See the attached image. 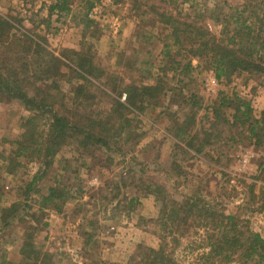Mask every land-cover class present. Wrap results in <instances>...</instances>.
<instances>
[{
	"label": "rangeland",
	"instance_id": "obj_1",
	"mask_svg": "<svg viewBox=\"0 0 264 264\" xmlns=\"http://www.w3.org/2000/svg\"><path fill=\"white\" fill-rule=\"evenodd\" d=\"M81 1L72 0L69 14L57 17L49 16L51 0H0V16L45 39L47 49L60 55L64 64L75 68L68 61L70 54L63 51L92 60L101 76L87 77L93 85L85 86L86 102L74 93L83 80L63 66L66 77L60 88L68 112L76 114L72 119L82 122L77 116H86L83 127L87 119L92 121L94 136L105 138L109 145L82 147L70 140L48 167L43 154L33 153L35 146L29 142L25 143L31 150L15 157L23 122L37 111L17 100L0 102V264H143L156 252L164 256L165 264H225L208 258L207 235L215 233L212 227L195 222L187 229L177 223L172 231L164 225V208L168 211L191 196L235 215L264 239L258 196L264 184L255 179L262 150L254 140L241 128L217 124L213 129L218 130L217 139H210L202 154H194L177 149L172 137L187 110L183 97L191 91L202 105L195 129L211 126L209 108L218 93L248 102L252 116L259 119L264 112V75L234 74L217 80L204 64L193 60L195 69L185 77L180 69L187 58L170 46L168 29L144 6L146 0L139 10L130 0L118 4L100 0L91 9ZM148 1L158 5L157 0ZM178 3L176 11L185 13L188 4ZM223 3L236 8L242 0H197L194 6L213 9ZM84 17L92 22L89 27ZM208 24L218 33L217 24ZM157 83L162 88L159 102L141 113L124 112L129 125L115 138L119 122L107 126L104 119L112 99L123 102L121 91L129 84ZM232 113L227 110L226 117ZM49 119L43 114L37 121L38 131L44 129L42 139L47 137ZM100 124L110 131L102 133ZM249 184L255 185L251 192ZM50 187L66 195L57 209L40 205ZM12 205L13 212L7 215ZM29 240L40 253L38 260H23L21 248Z\"/></svg>",
	"mask_w": 264,
	"mask_h": 264
},
{
	"label": "trees",
	"instance_id": "obj_2",
	"mask_svg": "<svg viewBox=\"0 0 264 264\" xmlns=\"http://www.w3.org/2000/svg\"><path fill=\"white\" fill-rule=\"evenodd\" d=\"M99 1L82 0L81 3L86 9H91ZM112 1L116 4L121 2V0ZM130 1L138 8L137 10L143 2ZM196 1L182 0V3L189 6L188 12L185 13L176 11L175 4H178L177 9L180 5L178 0H157L154 3L158 5H148V0L144 2V6L149 8L158 23L168 29L167 40L170 41V46L177 48L178 54L187 58V62L180 69V74L189 78L195 69L192 65V61L195 60L199 65L204 64L217 80L227 79L234 74L264 75V0H242L241 6L236 8L228 7L223 3L222 6L213 9L198 8L194 6ZM71 5L72 0H51L48 7L49 16L67 15ZM171 5L174 8H170ZM84 20L87 27L92 24L86 17ZM12 21L11 18L0 16V102L4 99L17 100L25 107L37 111L36 115L24 120L22 140L16 142L18 150L14 156L20 157L21 154L31 150V147L25 143L29 142L35 146L33 153L43 154L45 167H48L56 152L70 140L78 142L82 147L91 143L101 148H108L105 138L94 136L92 121L87 119L88 123L83 127L86 116H77L83 119L82 122L79 119L76 121L72 119L76 114L68 112L60 88V82L66 77V73L62 70L63 66L83 80L82 85L74 88V93L76 97H82L86 102L88 96L84 94L85 86L93 85L87 77L98 79L101 76V73L93 67L92 60L75 51H63L70 54L68 61L73 62L75 67L72 68L63 63L60 55L47 49L45 39L37 33L25 31ZM208 21L219 26L218 33L211 30ZM168 47L169 45H166L164 52L166 56L169 54ZM174 70L177 71L178 66ZM161 89L159 83L154 86L129 84L121 91L125 94L123 102L116 98L112 99L111 107L104 119L107 126L115 121L119 122V128L113 132L115 138L120 137V133L129 125L130 121L124 118V112L141 113L147 105H156L162 95ZM189 93L187 97H183V104H187L183 121L177 125L172 135L176 148L183 153L191 151L194 154H202L210 139H217L218 130L213 131L217 124L241 128L254 140V146L260 152L262 150V157L257 165L258 176L255 179L264 184V112L259 119H256L252 116L248 102L236 95L218 93L216 101L210 108L208 107L211 126L207 129L199 126L195 129L196 115L202 105L192 91ZM227 110L233 112L230 118L226 117ZM43 114L50 118L45 127L47 130L45 139L41 137L44 129L38 131L37 123ZM100 126L102 133L110 131L105 128L106 125L100 124ZM202 134L204 136L201 137ZM248 186L250 192L255 187L254 184ZM156 189L160 190V187L157 186ZM258 196L259 211L264 212V188ZM65 198L66 195L62 190L50 187L40 205L47 204L57 209ZM133 201L131 200L130 203ZM12 208L13 205L7 208V215ZM162 213L164 225L168 224L172 231L178 228L177 223H183L187 229L195 222L198 225L212 227L211 230L215 233L207 235L210 251L208 258H217L225 264H264V239L248 229L246 223L243 224L235 215H226L193 196L180 205L174 203L168 211L164 208ZM181 214L182 218L179 217ZM191 218H193L191 225L186 226V222ZM31 237V234L28 235V239ZM156 253V256L146 258L143 264H165L164 256L159 252ZM21 254L23 260L27 258L38 260L40 255L30 240L25 241Z\"/></svg>",
	"mask_w": 264,
	"mask_h": 264
}]
</instances>
